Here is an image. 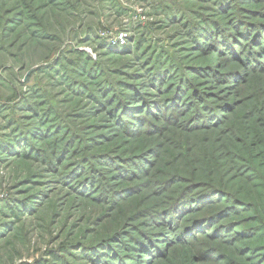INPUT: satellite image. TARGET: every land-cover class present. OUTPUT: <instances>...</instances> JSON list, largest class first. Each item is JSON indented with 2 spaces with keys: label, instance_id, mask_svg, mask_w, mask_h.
Segmentation results:
<instances>
[{
  "label": "rangeland",
  "instance_id": "374dc122",
  "mask_svg": "<svg viewBox=\"0 0 264 264\" xmlns=\"http://www.w3.org/2000/svg\"><path fill=\"white\" fill-rule=\"evenodd\" d=\"M0 264H264V0H0Z\"/></svg>",
  "mask_w": 264,
  "mask_h": 264
}]
</instances>
